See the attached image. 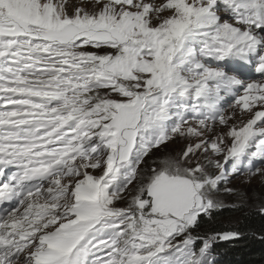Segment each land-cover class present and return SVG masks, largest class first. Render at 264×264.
<instances>
[{
  "label": "snow or ice",
  "instance_id": "1",
  "mask_svg": "<svg viewBox=\"0 0 264 264\" xmlns=\"http://www.w3.org/2000/svg\"><path fill=\"white\" fill-rule=\"evenodd\" d=\"M222 210L264 241V0H0V264H216Z\"/></svg>",
  "mask_w": 264,
  "mask_h": 264
},
{
  "label": "trees",
  "instance_id": "2",
  "mask_svg": "<svg viewBox=\"0 0 264 264\" xmlns=\"http://www.w3.org/2000/svg\"><path fill=\"white\" fill-rule=\"evenodd\" d=\"M216 226L221 229H238L241 239L218 242L213 248L216 264H264V241L253 238L248 233L261 230V220L252 216H242L240 212L222 210L216 217Z\"/></svg>",
  "mask_w": 264,
  "mask_h": 264
},
{
  "label": "rangeland",
  "instance_id": "3",
  "mask_svg": "<svg viewBox=\"0 0 264 264\" xmlns=\"http://www.w3.org/2000/svg\"><path fill=\"white\" fill-rule=\"evenodd\" d=\"M170 147H175V145H172V146H170ZM255 187H257V188H258V187H259V185H258V184H256V185H255Z\"/></svg>",
  "mask_w": 264,
  "mask_h": 264
}]
</instances>
